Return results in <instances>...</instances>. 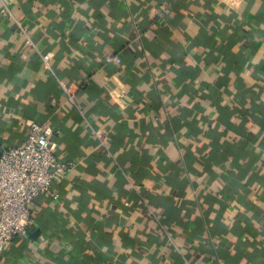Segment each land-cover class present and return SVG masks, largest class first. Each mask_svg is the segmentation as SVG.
I'll return each mask as SVG.
<instances>
[{
  "label": "crops",
  "instance_id": "0c3cea01",
  "mask_svg": "<svg viewBox=\"0 0 264 264\" xmlns=\"http://www.w3.org/2000/svg\"><path fill=\"white\" fill-rule=\"evenodd\" d=\"M4 1L0 153L77 166L0 264H264V0Z\"/></svg>",
  "mask_w": 264,
  "mask_h": 264
},
{
  "label": "built area",
  "instance_id": "2783aa9c",
  "mask_svg": "<svg viewBox=\"0 0 264 264\" xmlns=\"http://www.w3.org/2000/svg\"><path fill=\"white\" fill-rule=\"evenodd\" d=\"M0 2V14L14 19L26 42L33 45L30 28L4 0ZM112 58L121 61L118 55ZM43 59L48 64L50 54H44ZM60 85L65 95L74 101V85L64 80H60ZM55 132L51 124L31 120L23 143L6 146L0 153V249L30 234L37 226L32 216V202L44 193L57 198L58 194L52 191L55 178L67 176L77 166L76 161H62L56 155L51 141Z\"/></svg>",
  "mask_w": 264,
  "mask_h": 264
},
{
  "label": "trees",
  "instance_id": "16d2710c",
  "mask_svg": "<svg viewBox=\"0 0 264 264\" xmlns=\"http://www.w3.org/2000/svg\"><path fill=\"white\" fill-rule=\"evenodd\" d=\"M261 107L264 108V105H260ZM263 108H257L256 111H255V116L259 119V121L261 122V124L264 126V109ZM80 244L79 241H76L74 243V245H78Z\"/></svg>",
  "mask_w": 264,
  "mask_h": 264
}]
</instances>
